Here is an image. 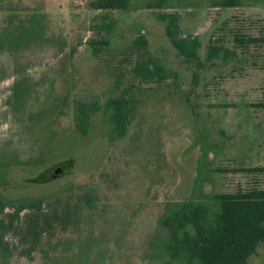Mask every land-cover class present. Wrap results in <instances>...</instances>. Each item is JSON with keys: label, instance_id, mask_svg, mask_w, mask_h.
<instances>
[{"label": "rangeland", "instance_id": "374dc122", "mask_svg": "<svg viewBox=\"0 0 264 264\" xmlns=\"http://www.w3.org/2000/svg\"><path fill=\"white\" fill-rule=\"evenodd\" d=\"M92 1L0 0V36L2 13L10 10L23 16L39 10L46 23L40 47L9 52L2 44L0 160L26 161L39 150L51 160L74 157L70 175L19 193L69 186L59 198L72 208L90 199L79 204L74 225L43 235L32 256L26 254L29 241L3 232L0 264H178L166 254L160 226L169 207L188 197L264 189V173L248 171L264 168V44L236 43L238 37L264 38V0H242L237 8L215 7L216 0H168L161 9L150 8L157 0H131L124 12L91 10ZM167 13L180 15L183 38L201 42L202 65L182 59L171 45L158 18ZM142 35L148 42L143 50L135 44ZM210 46L231 54L207 62ZM147 57L159 60L163 81L135 75ZM19 80L26 81L21 100ZM125 89L137 104L136 120L124 139H111L107 120L104 125L95 110ZM77 113L91 115L85 135L76 130ZM12 175L23 181L36 173L16 167ZM6 204L0 220L21 202ZM249 264H264V244Z\"/></svg>", "mask_w": 264, "mask_h": 264}, {"label": "trees", "instance_id": "16d2710c", "mask_svg": "<svg viewBox=\"0 0 264 264\" xmlns=\"http://www.w3.org/2000/svg\"><path fill=\"white\" fill-rule=\"evenodd\" d=\"M167 1L157 0L150 8L161 9ZM130 4L131 0H94L89 6L94 11L124 12L129 9ZM241 5L242 0L214 2V6L219 8H237ZM2 14L6 15V28L0 36V51L4 49L3 45L7 46L9 52H18L44 44L46 23L43 12L32 10L23 16L22 13L10 10ZM158 18L166 24V35L179 50V54L188 62L200 61L201 42L197 38H183L180 35V15L159 14ZM256 42L264 44V38L253 40L238 37L236 41L239 45ZM99 44H107V42ZM136 45L143 50L148 46V42L142 37L137 40ZM208 50L207 61L220 58L223 52L226 54L224 57L231 54L215 46H210ZM74 51L75 49L70 50L67 55L70 57ZM150 65V63L146 67L144 64L138 65L137 68L135 67V72L141 73L148 80L155 77L157 83L163 81L166 77L162 70L157 68L152 72ZM25 82L19 80L15 85L17 99L20 97L23 99ZM84 106L85 104L80 105L81 108ZM260 107H264V103ZM81 116L82 114H76L75 127L76 130H80H77L79 134L85 135L88 132L90 115L83 118ZM124 124L121 123L119 127L122 132L126 129ZM76 165L77 159L74 157L61 155L51 160L40 150L36 156L26 161L0 160V212L4 213L8 206L6 203L9 201L21 202L14 213L7 214L5 219L0 220V250L4 249L3 232L8 231L31 243L26 254L32 256L43 235H53L57 226L67 231L70 225L76 223L77 213L82 211L79 204L82 201L89 203L90 199L84 196L79 200L78 205L72 208L68 200L59 198L62 193L68 191L66 189L69 186L43 195L19 193V190L30 184L62 179L73 173ZM16 167H27L36 175L24 178L23 181L15 180L12 171ZM248 171L264 173V168H252ZM53 198L55 199L53 204L49 205V209L44 210L43 204ZM174 204L160 220V226L166 233L165 251L171 261L178 264H249L250 259L257 255L260 244H264V189L262 188L238 191L236 194H216L211 201L188 197ZM25 210L29 213L20 218Z\"/></svg>", "mask_w": 264, "mask_h": 264}, {"label": "flooded vegetation", "instance_id": "af4514ba", "mask_svg": "<svg viewBox=\"0 0 264 264\" xmlns=\"http://www.w3.org/2000/svg\"><path fill=\"white\" fill-rule=\"evenodd\" d=\"M142 37H143V35L141 36V38ZM170 43L173 46V43L171 41H170ZM135 44H137L136 41H135ZM182 59H183V57H182ZM199 59H200V57H199ZM146 60L147 61H144V59H142L136 65V68L138 65L140 66L143 64H144V67H146V65L150 63L151 64L150 68L152 69V72H155L157 68H159L163 72V66L160 65L158 59L152 58V57H147ZM205 60L207 61L206 58H205ZM200 61H201V59H200ZM200 61L196 60L195 62L200 64ZM210 62H212V61H210ZM200 65H202V64H200ZM135 75L137 76V73H135ZM141 75L142 74L140 73L137 76L140 80H142ZM164 75H165V77H167V73ZM142 81H144V82L150 81L148 83H156V78L154 77L151 80H148L145 78V80H142ZM127 94H128L127 89H125L118 96L117 99L112 100L109 103L104 104V106H100V108L95 110V112L100 114L99 116H101L100 118L102 119L101 122H103L104 125H105L104 119L107 120L108 124L106 125V129H107V131H108L107 133L111 139L114 137L119 138L118 140L124 139L126 136V130L128 129V131H129L131 124L136 120V111L138 110L137 104H135V100L133 98H130ZM116 101L118 102V104H114ZM106 111H107V115L109 116V118L108 117L106 118ZM88 115H90V114H88ZM109 119H110V122L108 121ZM92 123H93V121H91V118H90L88 120V125L92 126L91 125ZM121 123H123V124L125 123L124 125H125L126 129L124 132H122L121 129L119 130ZM104 125H103V127H104ZM113 130H115L114 133H113ZM118 140H115V141H118ZM215 195L216 194H214L212 197L210 196V198H208L207 201H211Z\"/></svg>", "mask_w": 264, "mask_h": 264}]
</instances>
